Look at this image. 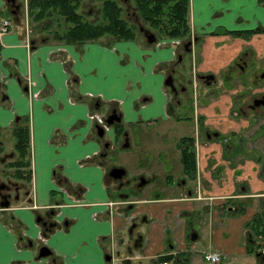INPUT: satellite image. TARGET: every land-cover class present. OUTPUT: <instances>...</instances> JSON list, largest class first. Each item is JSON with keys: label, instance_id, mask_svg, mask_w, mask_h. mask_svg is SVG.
<instances>
[{"label": "crops", "instance_id": "0c3cea01", "mask_svg": "<svg viewBox=\"0 0 264 264\" xmlns=\"http://www.w3.org/2000/svg\"><path fill=\"white\" fill-rule=\"evenodd\" d=\"M189 2L198 42L186 76L215 75L194 94L195 170H183L175 145L162 172L145 170L142 191L123 195L133 199L125 204L109 187L105 155L112 143L104 146V138L121 142L119 132L127 131L130 145V125L167 117L164 76L173 65L172 48L138 32L134 38L60 42L31 33L23 15L0 0V13L8 8L14 21L0 31V137L28 120L32 159L29 188L0 205V264H157V256L169 253L188 254L182 264H202L208 249L221 250L222 264L244 254L264 264L246 248V225L264 209V102L248 107L251 97L264 96V0ZM239 56L253 66L246 77L251 82L237 76L244 72ZM94 107L102 113L115 107L126 129L111 124L99 136L90 120ZM149 181L151 194L144 193ZM71 195L86 201H62L76 198ZM109 200H118V209ZM192 231L197 238L185 239ZM43 241L52 249L45 256L37 254Z\"/></svg>", "mask_w": 264, "mask_h": 264}, {"label": "trees", "instance_id": "16d2710c", "mask_svg": "<svg viewBox=\"0 0 264 264\" xmlns=\"http://www.w3.org/2000/svg\"><path fill=\"white\" fill-rule=\"evenodd\" d=\"M100 19L87 18L80 8L81 0H27L28 16L31 21L40 24V29L50 33L49 38L60 42L82 43L88 40H96L102 35H111L119 38H134L136 36V21L131 20L122 13V5L118 0H99ZM136 4L137 15L151 28L157 29L160 34L167 37L184 39L191 31L189 23V0H133ZM136 13V12H135ZM134 13V16L136 15ZM136 18V17H135ZM52 25V26H51ZM251 31V29H250ZM249 31V32H250ZM240 34V30H233ZM246 36V31H242ZM26 121L16 123L11 127L14 135L15 149L20 157H12L5 161L7 166H15L12 175L29 182L31 169L27 164L25 153L29 154L30 129ZM124 125L115 124L116 129H123ZM3 133L0 129V136ZM180 146V163L185 172L193 173L195 170L194 144L188 145L190 138L182 137ZM1 150V148H0ZM238 209L242 210V206ZM249 227L250 237L246 245L248 252L255 250L254 235L264 237V209L257 212L246 225ZM253 235V236H252ZM178 255V254H177ZM173 255H159V259H169ZM258 257V256H257ZM260 259V257L258 258ZM262 261V259H260Z\"/></svg>", "mask_w": 264, "mask_h": 264}, {"label": "rangeland", "instance_id": "374dc122", "mask_svg": "<svg viewBox=\"0 0 264 264\" xmlns=\"http://www.w3.org/2000/svg\"><path fill=\"white\" fill-rule=\"evenodd\" d=\"M118 1L120 5H122L123 15L133 20L135 18L134 13L136 12V15L138 14L136 4L133 3V0H118ZM79 6H80L79 10H81L82 13H84V15L87 18H91L94 20L100 19L101 16H100L99 11H100L101 5H100L99 0H81ZM2 12L3 14L7 16H11L10 10L8 8H5V10ZM22 15H23V21H24L23 23L25 25L27 23L29 24L31 33H32V28H33L34 33L36 34H41L40 31L45 32L43 29H40L41 25H38L36 21L35 23L31 21L30 17L29 16L27 17V15H25L24 12H22V14L20 12L19 18L22 19ZM140 24H142L145 28L148 27L150 28V30L154 32H158L156 29L149 27L139 17V21L138 22L136 21V29H138L137 25L139 26ZM192 33L193 32L191 28L189 35L184 38L183 42L191 39L193 41V44H197L198 39ZM161 36L162 35H160V37ZM103 37L104 35H102L100 38H97V41ZM195 39H197L196 42H195ZM223 50L225 54L228 51V48H224ZM198 52L199 51H197L196 59H194L197 62L199 60ZM190 61L191 60L189 57V53H185L184 59L181 62V64H183V67H184L183 71L185 74L191 72L192 64ZM251 69H253V66L251 67L248 66L247 69L243 73L241 71H237V73L240 74L237 76L243 77L244 79H246L247 82L248 81L251 82L250 79L246 78L249 75L248 73L250 72ZM187 83H190V82H187ZM204 85L205 83L203 81L199 80L198 82L197 76H196L195 77V87L193 86V88L195 89V92H198L199 90L198 86H204ZM171 101H172L171 105L175 106L176 101H173V99H171ZM186 108L187 106L184 103L179 108L178 113H181L182 117H185L183 110H186ZM261 108H264V105H262ZM190 111L187 110L189 114H190ZM249 111H251V109H249L247 112ZM187 112H185V114H187ZM159 119L160 118L155 119L154 122L151 124H148L145 120H143L141 122L138 121L137 123L130 125L129 127L132 128V130L130 129L129 130L131 133V139L133 140L130 145L129 144H127V146L122 145L123 143L122 139H123V133H124L123 130L119 132V136H118V140H121V142L114 141L112 138L107 137L110 141H112V146L107 149V153H106L107 155H105L107 159L106 166L114 163L118 166L122 165L125 168V173L123 177H126L128 179V182L130 183L123 184L122 190L127 191L126 194L128 193V195L138 194L139 185H137L136 182L138 178L141 177L142 175L146 177V175L144 174L145 170H149V168L153 170L154 168L157 172H162L163 168L165 167V164H164L165 160L168 158L169 154L172 156L176 155L175 145L177 144V141L179 139L178 137L184 134H188L191 131L194 133L195 136H198L199 134L198 132L196 133L194 132V130H196V126L193 125V121L191 118H188V119H184V118L177 119L176 118L175 119L174 117H169V118L165 117L163 118V120H159ZM109 128L110 127L105 128L106 130L104 131V134H106V131ZM110 129H113V126H111ZM10 144H11V140L6 142V144L4 145L5 148H8ZM7 159H11V158L8 157ZM0 169L2 168L0 167ZM8 177L10 176L9 175L4 176V174L0 175V178L4 180L5 179L10 180ZM106 177L108 178V182L113 183V187L110 184H109V187L114 192V194L117 196L116 192L118 191V189L121 190V186L117 185L114 179L110 178L109 176H106ZM159 179H160L159 177L154 178L153 184H156L159 181ZM19 183H20V188H19L20 193L25 192V190L29 188V186L27 185L28 184L27 180L22 179L19 181ZM144 189H145L144 193L151 194L150 181L148 182V184H146ZM139 190L142 191V189H139ZM123 195H118V196L124 198L123 201L125 204L133 202V199L128 200ZM74 196L79 197L78 195H71L72 198ZM11 197L12 196H10V198ZM71 201H73V199H71ZM109 201L111 202L110 204L111 206H114V208L118 209L117 207V204H119L118 200L117 201L109 200ZM185 237H186L185 239H188L187 235H185ZM253 239L255 241V248H258V250H261L262 246H264V237L254 235ZM254 253L255 252H252L250 254L254 255ZM193 254H196V252H193ZM196 256L198 255L196 254ZM243 257H244L243 259H242V256L236 257L235 260L231 261L230 264H255L254 259H252L250 255L244 254ZM249 257L250 259H248ZM159 260L161 261V259H159V256H158V261ZM164 260H167V259H164ZM201 261H202V264H206L204 257H201ZM167 262H170L171 264H182V262H176L172 259L167 260ZM198 263L201 264V262L199 261L196 264ZM183 264H188V262L186 263L184 261Z\"/></svg>", "mask_w": 264, "mask_h": 264}, {"label": "flooded vegetation", "instance_id": "af4514ba", "mask_svg": "<svg viewBox=\"0 0 264 264\" xmlns=\"http://www.w3.org/2000/svg\"><path fill=\"white\" fill-rule=\"evenodd\" d=\"M6 1L10 5L9 9L10 8L15 9L13 12H16V13L19 12L20 13V12L23 11V9L21 10V7H24L25 10L23 12L24 13L26 12L28 14L27 0H15L14 4H11L9 0H6ZM3 16H6V15L0 13V18L3 17ZM8 17L10 18L11 24H9L7 29H9V27L12 26L13 23H14L13 17L12 16H8ZM135 17L136 18H134V19H137V22H138L139 21V16L135 15ZM38 25H40V24H38ZM137 28L140 30V31L138 30V34L143 35L144 38L147 41H150V42L154 43L156 46L167 45V46L172 48V53L174 55L173 65L171 66L169 71L164 76L165 77L164 80L166 79V76L168 74H171V77H173L172 81H173L174 87L171 89L169 85H166L164 83V86H165L166 91H167V99H168L167 106H166L164 114L167 116V118H169V117H174L175 119L176 118L177 119L182 118L181 113H178V112H179V108L184 103L187 106L186 110H183V113H184V116H185L184 118H186V119L190 118V115L193 116V113H194L193 108L195 107L194 101H193L194 94H195V89L193 88V86L195 87V77L196 76L193 74V71L190 74V76L189 75L186 76V74L183 71V69H184L183 64H180V63L183 61L185 53H189V57H190V60H191L190 62H192L191 57H192V52H193L192 51L193 50V48H192L193 41L191 39H189V40H186V41L183 42L184 39H180V38L173 37V36H172V38L171 37H167V36H163L162 34H160V32L157 29L156 30L158 32H154V31L150 30V28H148V27L145 28L142 24H140L139 26L137 25ZM6 30H4V31H6ZM40 32H42V31H40ZM42 33H47L48 36L50 34L48 32H42ZM160 35H162V36L160 37ZM149 36L152 37L151 40L147 39V37H149ZM187 41H189L190 43L185 45V43ZM196 41H197V39H195V42ZM238 64H239L240 70H242V71H245L247 69V67L249 66L248 62L246 60H244L243 56H239ZM205 74H211V73L198 74L197 80L199 79L200 81H203L205 84L210 85L211 81L215 79V75L212 73L214 75V77L211 78L210 83H206L207 80L204 77H202V75H205ZM187 82H190V83H187ZM261 96H263V95H261ZM261 96L260 97H257V96L251 97V99L249 101V104H248V107L254 108V107H257V106L261 105L262 102L261 103L259 102L258 104L255 103V101L257 99H260ZM95 98H96V100L98 99V97L96 95H95ZM171 99H173V101H176L175 106L171 105V102H172ZM0 100H1V96H0ZM96 102H98V100ZM112 109H114L117 113H119V115H121L120 112L115 107H111L105 113L100 112L96 107L91 108V112L95 113V115H96V116H92L91 117L92 118V119H90L92 121L91 124L94 125V127L96 129V133L99 136H101V137L105 135L103 132L100 131L101 126H102L101 124H105L108 127L112 124L113 129H114L115 128V124H117L119 122H122L121 121L122 116L120 118H116L115 117L114 119H112L111 122L107 121V119H106L107 115H108V113L111 112ZM187 110H189V111L191 110L190 114L187 112ZM185 112H187V114H185ZM105 128H104V125H103L102 129H104V131L106 130ZM122 128H125V127L123 126ZM197 130H198V128L196 126V130H194V132L196 133ZM206 134H209V136H210V133L208 131H207ZM13 135L14 134L12 133V134H9V136L0 137V148H1V150H0V167L2 168V169H0V175L4 174V176H8V175L10 176V177H8L10 180H7V179L4 180V179L0 178V205H4V206L8 205L12 199H15L16 197H18V195H20V191H19L20 183H19V181L22 180V178H19V177L16 178V176L12 175V172L15 171V166H7V165H5V161H6V159L8 157L12 158V157H16L17 156L18 158H21L20 154H19V151L17 149H15L16 146L14 145L15 139H14ZM127 137H129V135H128V132L125 131L123 133V139H122L123 143L128 140ZM182 137L190 138L187 141V143H189L188 145L195 144L196 139H197L193 132L192 133L190 132L188 134H185L184 136L181 135L180 137H178L179 139L177 141L176 147L178 148V151H179V158H180V152H181L179 143H181V140L183 139ZM9 139L11 140V144L9 145L8 148H5L4 145L6 144V142L10 141ZM104 141H105L104 142V146H107V147H109L110 143H112V141H110L108 138H104ZM128 142H129V140H128ZM123 143H122V145H123ZM3 149H7V150H4V152H3L2 151ZM94 153L97 154L98 151H95ZM194 153H195V151H194ZM24 157L27 159V164L22 165V166H28V168H29L31 166V164H32V159H31L30 155L27 154V153H25ZM88 157H90V155ZM115 165L116 164H114V163L108 165V168H107L106 172H107V174H108V176L110 178H112V179H114L116 181L117 185L121 186V190L118 189V191L116 192L117 195H123V194H126V192H127V191L122 190L123 184H129L130 182H128V179L126 177H123L124 173L122 175L116 176V177L112 176L111 174H109V172H108L109 169L112 168ZM120 166H122V165H120ZM143 177H144V175H142L141 177L138 178V180L136 182L137 185L140 186L139 182L141 181V179ZM145 179L147 181L148 178L145 177ZM58 189L66 192L67 195L69 194V192L67 191L68 189L66 190V186L61 184V183L58 184ZM10 196H12V197L10 198ZM75 197L76 198H74L73 201H69V200L66 201L65 199L62 200V201L64 203H66V204H68V203L73 204L74 202H76L78 204H83L86 201L82 197H77V196H75ZM59 202H61V199L57 198V200H55V202L53 201L52 205H49L51 207H49V210L47 211L48 215H53L55 213L56 206H58ZM106 203L111 204L110 201H107ZM38 218H41V220H43V223L47 221V218H44V216H42V214H39ZM49 223L50 224H54V223H52V221L49 222ZM132 223H133L134 227L136 228L137 223L135 221H133ZM135 233L139 234V231L136 230ZM40 235H42V234H40ZM40 235H39V238L41 240H44L45 236L42 235L43 238H41ZM196 236H197V234H196L195 231L187 233V237L189 238V240H191V239L193 240V239L197 238ZM135 237H137V235ZM43 243L45 244L46 242L43 241ZM262 247H264V246H262ZM258 251H259L258 249H255L254 256L256 255V252H258ZM111 254H109L108 256H110ZM257 256L260 257V254L257 255ZM173 257L176 260V262H179V261L182 262L183 260L188 259V254H178V255L175 254V255H173ZM261 259H264V258H261ZM159 261H158V256H157L156 257V263L159 264Z\"/></svg>", "mask_w": 264, "mask_h": 264}, {"label": "water", "instance_id": "95a60500", "mask_svg": "<svg viewBox=\"0 0 264 264\" xmlns=\"http://www.w3.org/2000/svg\"><path fill=\"white\" fill-rule=\"evenodd\" d=\"M10 1V3L11 4H14L15 2V0H9ZM151 38L152 37H147V39L148 40H151ZM190 42L189 41H187L186 43H185V45H187V44H189ZM202 77H204L207 81H206V83H210V81H211V78H213L214 77V75L211 73V74H205V75H202ZM172 79H173V77H171V74H168L167 76H166V79L164 80V83L166 84V85H169L170 86V88L172 89L173 87H174V85H173V81H172ZM261 103V102H264V96H261V98L260 99H257L256 101H255V103ZM120 118L121 116L119 115V113H117L114 109H112L111 110V112L110 113H108V115H107V121H109V122H111L112 121V119H114V118ZM100 131H101V129H100ZM102 132V131H101ZM208 136H209V134H207ZM127 144H128V140L127 141H125L124 143H123V145H126L127 146ZM109 174H111L112 176H120V175H122L124 172H125V169H124V167H122V166H117V165H115V166H113L112 168H110L109 169ZM140 183V182H139ZM141 183H142V181H141ZM140 183V184H141ZM50 251H51V248L45 243H43V244H41V245H39V247H38V255H46V254H48V253H50ZM260 254V258H264V247L262 248V250L259 252H256V255H259Z\"/></svg>", "mask_w": 264, "mask_h": 264}, {"label": "built area", "instance_id": "2783aa9c", "mask_svg": "<svg viewBox=\"0 0 264 264\" xmlns=\"http://www.w3.org/2000/svg\"><path fill=\"white\" fill-rule=\"evenodd\" d=\"M9 24H11L10 22V18L8 16H3L0 18V31H4L8 28ZM92 116H96L95 113H90V117ZM41 238H43L42 235H40ZM219 255H222V253L218 250H206L203 253V257H209L211 258L213 261L219 263L221 262V260L219 259Z\"/></svg>", "mask_w": 264, "mask_h": 264}, {"label": "bare ground", "instance_id": "6f19581e", "mask_svg": "<svg viewBox=\"0 0 264 264\" xmlns=\"http://www.w3.org/2000/svg\"><path fill=\"white\" fill-rule=\"evenodd\" d=\"M102 126L104 125V128L105 127H108V126H106L105 124H101ZM102 126H101V131L104 133V129H102ZM126 138V137H125ZM123 167V166H122ZM125 169V168H124ZM141 181L142 182H146V179H145V177H143L142 179H141ZM141 181H140V183H141ZM73 204H76V202H74ZM219 259L220 260H222L223 259V256L222 255H219ZM173 260V259H172ZM204 260L208 263V264H222V262H223V260L221 261V262H219V263H217V262H215V261H213L211 258H209V257H204ZM159 264H171L170 262H167V260H161V261H159Z\"/></svg>", "mask_w": 264, "mask_h": 264}]
</instances>
